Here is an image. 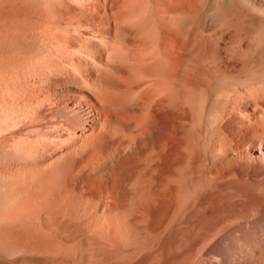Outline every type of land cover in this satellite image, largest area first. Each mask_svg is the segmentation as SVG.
<instances>
[{"label": "bare ground", "instance_id": "1", "mask_svg": "<svg viewBox=\"0 0 264 264\" xmlns=\"http://www.w3.org/2000/svg\"><path fill=\"white\" fill-rule=\"evenodd\" d=\"M0 264H264V0H0Z\"/></svg>", "mask_w": 264, "mask_h": 264}]
</instances>
